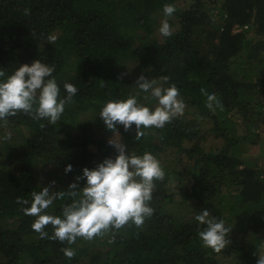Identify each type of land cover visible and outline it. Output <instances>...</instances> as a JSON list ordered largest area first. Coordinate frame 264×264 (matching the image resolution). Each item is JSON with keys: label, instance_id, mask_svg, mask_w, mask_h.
<instances>
[{"label": "trees", "instance_id": "1", "mask_svg": "<svg viewBox=\"0 0 264 264\" xmlns=\"http://www.w3.org/2000/svg\"><path fill=\"white\" fill-rule=\"evenodd\" d=\"M165 4L176 9L171 17ZM162 19L172 35L160 41ZM36 60L54 65L60 98L67 96L65 83L78 93L56 124L23 112L0 120V264H21L24 256L30 264H257L264 169L252 159L264 156V0H0V81ZM141 75L164 88L175 84L187 115L163 128H142L139 140L134 124L128 131L117 125L121 143L139 156L176 150L194 162L191 170L154 181V213L140 227L129 221L71 245L41 239L32 228L37 217L23 211L31 193L47 186L39 174L58 182L54 192L66 193L46 210L63 218V207L80 199L69 194L75 178L118 155L109 143L115 134L99 115L105 103L135 96L150 110L158 106L157 98L133 90ZM201 88L216 94L223 110H209ZM210 141L217 143L207 147ZM249 142L260 145L259 155H244L242 144ZM188 176L177 197L168 183ZM78 184L82 189L86 180ZM205 208L239 232L235 240L231 231V244L220 253L199 237L206 225L195 217ZM44 231L54 233L51 225ZM65 248L75 256L67 258Z\"/></svg>", "mask_w": 264, "mask_h": 264}, {"label": "clouds", "instance_id": "2", "mask_svg": "<svg viewBox=\"0 0 264 264\" xmlns=\"http://www.w3.org/2000/svg\"><path fill=\"white\" fill-rule=\"evenodd\" d=\"M30 9H25V15L30 14ZM163 11L166 17H171L176 11L174 5L165 4ZM159 32L164 37H170L172 31L168 20L165 19ZM50 37V40H54ZM54 65L42 63L36 60L31 66L25 64L15 70L5 80L0 81V120L7 123L8 117H15L23 112L33 120L47 119L56 124L65 110V106L73 101L78 89L71 83H65L64 89L67 96L60 98V88L53 77ZM5 72L0 70V77ZM165 82L170 78L164 77ZM137 87L142 92H149L158 100V106L154 110L138 103L135 96L126 100H109L100 110V118L104 121L107 129L114 135L109 143L115 147L118 155L115 160L105 159L95 169L84 168L83 175L76 177V183L69 186L74 199L70 205L63 207V218L46 214V210L56 199H63L64 191L50 192L55 185L52 181L49 187H44L39 192L31 193L32 202L30 207L23 209L29 216L37 219L32 224L34 231L39 233L41 239L58 240L61 243L67 241L69 245L74 244L78 237L91 240L103 235L110 228L120 229L129 221L137 227L144 224L145 219L151 217L154 209L149 206L153 198L154 181L165 178V172L159 160L150 152L142 156L126 151V146L121 143L117 125H123L128 131L134 124L136 127V139L139 140L144 133L142 128H163L173 118L183 116L186 104L179 98L180 93L175 84L168 88L154 87L156 81L149 80L141 75L137 79ZM201 93L206 96V107L215 112L216 108L223 110V105L216 94H209L206 89L201 88ZM10 134L4 137L10 139ZM72 171L71 165L65 169V173ZM84 179L86 185L80 189L78 182ZM80 189L78 193L75 191ZM25 205L26 200L18 199ZM195 220L206 227L199 231V237L205 248H210L220 253L231 244L228 239L232 231L223 220L211 217L205 208L196 215ZM51 225L54 229L53 235L44 231L45 226ZM69 259L75 256L71 248L62 249ZM257 264H264V256H259Z\"/></svg>", "mask_w": 264, "mask_h": 264}, {"label": "rangeland", "instance_id": "3", "mask_svg": "<svg viewBox=\"0 0 264 264\" xmlns=\"http://www.w3.org/2000/svg\"><path fill=\"white\" fill-rule=\"evenodd\" d=\"M162 20L164 21L165 19H162ZM236 32H239L238 29L235 30V33ZM157 36L160 39V41H163L164 36H162L160 34V32L158 33ZM130 69L129 68L127 69V71H126L127 74H131ZM137 79L138 78H136L134 80V82H133V86L132 87H133V90L134 91H140V89L137 87L138 86L137 83H136L137 82ZM147 79L153 80L152 77H148ZM154 87H162V88H164V85H163V83H158L156 81V84L154 85ZM145 97L147 98L148 101H150L153 98H155V97H153L151 95V89L149 90V92L146 93ZM186 115H187V111H184L183 116H179V117H186ZM111 138H112V136L110 137V139ZM114 138L117 139V140L119 139V137H115V135H114ZM216 143H217V141L216 142L210 141L206 145H207V147H210V146H212V145H214ZM218 143H219V145H221V141H219ZM242 145H244V155L245 156L246 155H251L252 156V155H259L260 154V152H259L260 151V145L259 144H252L251 142H249V143H245V144H242ZM180 154L181 153H179L178 151L173 150V151L168 152L166 155H161V157H156V156L155 157L159 160V162H160V164H161L164 172H171V174L173 172H175V171L178 172V173H188V171L191 170V167H192V165H193L194 162L193 161H190L189 162L186 159L187 157L185 155H182L181 156ZM181 158H182V161L184 160L185 163H182ZM252 161L254 162V164H256V167H262L264 169V156L259 157V158H253ZM185 164L187 165V167L185 166ZM39 180L42 181V182H46V185H47L46 187H49L50 184H51V182H52L50 180V178H48V176L45 173L43 174V172H41L39 174ZM189 181H190V177L189 176L188 177H183V179L181 181L180 180H177V179L176 180H173V181H170L168 183L169 184L168 187L175 194H177V197H179L180 192H181L180 185L181 184H184L185 186L186 185L189 186L188 185V182ZM56 187H60L59 184H58V182H55V185L50 188V192H54L55 189H56ZM231 225H232L231 237L234 238L235 240H239V232L234 227V223H232ZM247 237L248 236L246 234L244 236V238H247ZM260 256H264V246H262V249H261V252H260ZM26 259H27V257L24 256L20 260L21 262L20 261L19 262L21 264H30L29 262L26 261Z\"/></svg>", "mask_w": 264, "mask_h": 264}]
</instances>
